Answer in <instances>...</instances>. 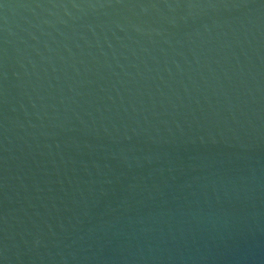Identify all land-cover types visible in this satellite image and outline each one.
I'll return each mask as SVG.
<instances>
[{"label": "water", "instance_id": "95a60500", "mask_svg": "<svg viewBox=\"0 0 264 264\" xmlns=\"http://www.w3.org/2000/svg\"><path fill=\"white\" fill-rule=\"evenodd\" d=\"M0 264H264V0H0Z\"/></svg>", "mask_w": 264, "mask_h": 264}]
</instances>
